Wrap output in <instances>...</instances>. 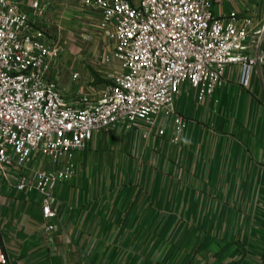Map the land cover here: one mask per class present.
<instances>
[{
    "label": "crops",
    "instance_id": "0c3cea01",
    "mask_svg": "<svg viewBox=\"0 0 264 264\" xmlns=\"http://www.w3.org/2000/svg\"><path fill=\"white\" fill-rule=\"evenodd\" d=\"M38 1L47 38L67 42L53 79L65 102L77 106L78 95L99 92L82 84L83 66L67 62L77 57L71 41L95 37L102 59L110 52L98 12L83 0ZM229 12L257 26L264 0H214L216 17ZM172 108L184 120L177 144L165 114L149 138L144 124L93 134L87 149L73 154V178L53 191L52 220H43L35 191L16 190V167L0 173L6 264H264V67L252 71L246 89L239 68L226 69L201 102L184 85ZM52 170L33 155L24 174L31 182L34 172Z\"/></svg>",
    "mask_w": 264,
    "mask_h": 264
},
{
    "label": "built area",
    "instance_id": "2783aa9c",
    "mask_svg": "<svg viewBox=\"0 0 264 264\" xmlns=\"http://www.w3.org/2000/svg\"><path fill=\"white\" fill-rule=\"evenodd\" d=\"M23 1L0 0V173L19 170L16 190L40 196L44 221L56 217L53 191L73 178V154L84 152L93 134L128 133L144 124L149 138L165 114L177 144L184 120L172 107L182 86L201 102L220 86L226 69L238 67L246 89L252 71L264 67V13L256 26L236 12L216 17L214 0H83L98 12L110 46L103 59L115 73L109 88L78 95V105L70 106L53 79L64 48L44 32L43 5ZM33 155L54 170L36 171L29 182L24 172ZM0 264H6L2 252Z\"/></svg>",
    "mask_w": 264,
    "mask_h": 264
},
{
    "label": "rangeland",
    "instance_id": "374dc122",
    "mask_svg": "<svg viewBox=\"0 0 264 264\" xmlns=\"http://www.w3.org/2000/svg\"><path fill=\"white\" fill-rule=\"evenodd\" d=\"M259 1L260 0H248V2L252 4H257ZM262 18L263 14L261 16V20ZM81 32H83V30H79V33ZM73 39L74 40H72L71 42H73L74 45L78 46V49H76L75 51L77 57L75 56L76 59H67V62H74L73 64H75L76 66L80 65L84 67L85 77L82 79V84H86L87 86L94 88L98 92L109 88L111 86V76L115 73V65L112 63H106L105 60L102 59V55L106 52L105 48L102 45V42L95 37H91L92 40L90 43L82 42V40H79L77 38ZM60 43L65 51L67 42L60 41ZM95 43L96 45H99L97 52H95L93 48V45ZM102 50L104 51L103 54Z\"/></svg>",
    "mask_w": 264,
    "mask_h": 264
}]
</instances>
